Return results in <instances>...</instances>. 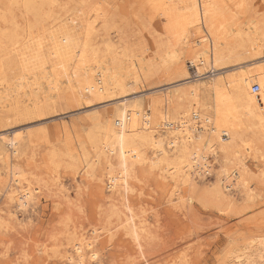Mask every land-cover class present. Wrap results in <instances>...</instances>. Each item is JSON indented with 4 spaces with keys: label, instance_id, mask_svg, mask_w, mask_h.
Wrapping results in <instances>:
<instances>
[{
    "label": "rangeland",
    "instance_id": "374dc122",
    "mask_svg": "<svg viewBox=\"0 0 264 264\" xmlns=\"http://www.w3.org/2000/svg\"><path fill=\"white\" fill-rule=\"evenodd\" d=\"M159 1L46 0L39 25L35 16L25 11L23 0H0V54L8 51L13 36L25 37L32 30L26 37L29 44L76 16L79 25L74 28L75 34L82 36L80 32L92 22L91 37L97 47L107 40L120 53L130 45L136 58L148 65L146 75L130 69L123 74L128 91L121 95L96 99L84 92L85 96L74 99L67 91L66 79L60 80L58 89H50L41 77L42 70L23 73L18 58L9 65L2 63L1 100L4 91L14 95L17 77L25 76L26 94L19 90L20 99L31 98L24 104L34 105L30 88L34 90L39 82L42 94L37 100L46 104L45 114L30 120L21 118L22 103L18 109L12 105L0 109V264H75L65 255L73 252L76 239H92L96 235L99 236L94 238L93 246L99 249L98 259H86L83 264H264V121L261 127L245 133L259 146L257 151L237 152L246 172L245 193L237 185L228 187L226 181L220 180L224 164L220 152L208 154L209 172L200 177L194 173L192 184L172 174V169L168 172L163 166L164 170L151 166L158 155L153 154L151 146L141 143L138 150L142 156L133 162L127 183L118 191L109 185L108 165L93 160L95 154L89 140L101 139L100 127L107 108L122 101L154 99L160 103L159 111L172 116V95L178 89L211 77H233L264 64V58L244 56L214 66L211 62L205 70L193 64L201 44H209L215 38L232 46L236 31L256 25L263 32L259 38L264 56V0H210L212 11L199 24L190 22L181 0H169L165 7ZM32 24L38 25L34 28ZM28 26L32 27L26 32ZM41 51L45 70L49 71L47 48ZM7 55L12 58L16 52L0 56ZM122 62V67L127 68L126 60ZM252 83L257 81H251L249 87ZM125 94L134 95L120 98ZM203 107L210 114L219 113L214 96L204 100ZM226 110L225 107L223 111ZM115 119H111L113 125ZM155 130L153 133L163 140L168 137L166 127ZM13 136L20 138L14 156L10 153L12 147L7 145ZM163 146L172 155L169 146ZM84 153L90 162L93 160L90 165L83 161ZM6 154L9 158L4 157ZM111 160L113 174L118 175L119 165L113 157ZM11 162L17 165L22 184L32 193L25 208L6 196V190L15 185L10 175ZM216 184L223 198L211 194L210 188Z\"/></svg>",
    "mask_w": 264,
    "mask_h": 264
},
{
    "label": "bare ground",
    "instance_id": "6f19581e",
    "mask_svg": "<svg viewBox=\"0 0 264 264\" xmlns=\"http://www.w3.org/2000/svg\"><path fill=\"white\" fill-rule=\"evenodd\" d=\"M45 1L23 0L25 11L35 16L37 19L36 23L41 21V8ZM160 1L158 4L161 7H165L169 0ZM181 3V7L185 8V14H188L191 23L199 24L201 18L208 16L212 11L210 0H181ZM47 6L49 5L47 4ZM169 7L173 8V4L170 2ZM66 23L69 24V27L66 26ZM77 24L79 25L78 17H69L66 19L65 24L50 30L47 36L40 37L43 41L40 38H36L32 43L26 44L30 41L26 37L29 38L28 35L32 34V30H29L32 26L35 28L36 24H32L31 27L28 26V29L25 30L26 32L29 31L27 36L18 38L13 36L8 51L0 54L2 56L10 52H16V55L12 58L8 57V55L5 58L0 56V66L2 63L9 65L12 60L18 58L23 73L37 69L39 72L42 70L41 77L50 85L48 86L50 89H58L60 80L64 78L67 83V91L74 99L85 96L84 92L96 99L109 98L115 94L121 95L128 91V83H125L123 77V74L127 73L128 69L137 74H147L145 66L148 65L142 58H136L137 56L130 45L124 46L120 53L107 40H103V43L100 44L101 47H97L91 37L93 34L92 22H89L86 28L80 32L82 36L74 32V28L78 27ZM12 25L15 24L13 23ZM261 30L260 26L256 25L252 28L248 27L246 31H236L234 35L235 42L232 46L224 45L223 41L212 38L209 44H201L199 46V53L193 64L198 69L205 70L206 66L211 62L214 66L218 62H223L236 56H244L255 60L262 59L264 56H262V45L259 38L263 34ZM43 47H46L48 51L46 55L50 62L49 71L45 70L46 61L40 57ZM122 59L126 60L127 68L122 67ZM26 79L25 76L17 77L16 85L18 91L12 90L14 95L4 91L3 100L0 99V109L5 108L7 105H12L14 109H18L22 103L20 114L22 115V120L43 116L45 114L43 105L46 104V101L40 102L37 100L42 92H40L39 82L35 83L37 86L34 90L30 88L31 95L35 100L34 105L32 104L31 107L25 105L31 98H25L23 101L20 99L21 92L19 90L24 91L23 80ZM253 80L257 81L260 87L256 93H253L249 87V83ZM23 93L26 94L25 91ZM131 95L134 94H125L120 98ZM172 96H174L173 105L175 107V115L172 116H169L165 111H159L160 103L154 99L133 100L130 103L122 101V104L120 103V105L106 109V115L100 127L101 139L96 140L94 139L96 135L95 137H92V135L91 138L94 140L90 138L91 140L89 141L92 143L95 154L93 160H99L110 168L108 173L109 185H112L110 187L114 188V191H118L122 184L127 183L133 162L142 156L139 152L140 150H138L139 145L144 143L154 149L153 154L158 155L157 160L151 166H156L157 168L161 166L160 169H168V172L169 169H172V174L182 177L184 181L192 184L194 183V173H197L200 177L209 172L211 165L208 161V154L216 155L217 152H220L224 161L221 166L222 175H220V180L226 181L228 183L226 186L228 187L231 184L237 185L245 193L248 190L245 181L246 172L245 167H243L244 163L237 156V152L243 150L257 151L259 148L245 136V133L248 129L253 130L261 127L264 121V64L256 66L252 70L237 72L233 77H211L199 84H190L178 89ZM211 96H214L215 105L219 106L218 114L216 111L210 114L209 110L203 107V101H209ZM132 97L135 98L137 96ZM49 98L48 96L45 100ZM225 107L227 109L226 112L223 111ZM113 117L116 118L114 125L111 123ZM158 126L166 127L169 130L168 137L165 140L159 134L155 135L153 133ZM19 142L20 138L18 136L8 139L7 145L12 147L10 153L13 156L18 152ZM163 145L169 146V151L172 155H168ZM82 152L84 151L82 150ZM2 154L0 147V157H2ZM112 154L114 156H111ZM4 157L9 158L7 154ZM81 157L86 165H90L93 161L91 160L90 162L85 153ZM112 157L119 165L118 175L113 174ZM166 164L169 166L166 167ZM231 168L234 169L231 170ZM9 169L11 180L15 185L10 186L6 190L7 199L11 202H16L18 207L25 208L32 200V193L27 186L22 184L21 173L17 165L11 162ZM210 192L217 198H223V193L217 184L210 188ZM130 218H133V216ZM94 231L95 229H93ZM98 236L96 235L95 237ZM94 238L89 239L85 236L75 238L73 252L64 255L70 262L75 264H83L86 259L97 260L99 249L93 246Z\"/></svg>",
    "mask_w": 264,
    "mask_h": 264
},
{
    "label": "built area",
    "instance_id": "2783aa9c",
    "mask_svg": "<svg viewBox=\"0 0 264 264\" xmlns=\"http://www.w3.org/2000/svg\"><path fill=\"white\" fill-rule=\"evenodd\" d=\"M250 88H251V91H252L253 93L258 92L259 89H260V87H259V85H258L257 83H252L251 86H250Z\"/></svg>",
    "mask_w": 264,
    "mask_h": 264
}]
</instances>
